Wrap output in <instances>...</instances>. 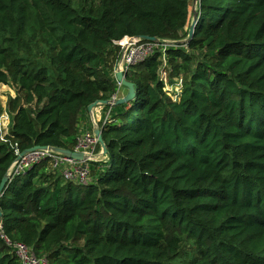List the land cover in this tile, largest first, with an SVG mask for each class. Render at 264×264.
Instances as JSON below:
<instances>
[{"label":"trees","instance_id":"16d2710c","mask_svg":"<svg viewBox=\"0 0 264 264\" xmlns=\"http://www.w3.org/2000/svg\"><path fill=\"white\" fill-rule=\"evenodd\" d=\"M144 37L169 46L126 73L136 97L101 124L88 183L47 161L10 175L0 264H21L2 235L49 264H264V0H0V85L25 93L0 186L16 149L75 150L119 92L107 55Z\"/></svg>","mask_w":264,"mask_h":264},{"label":"built area","instance_id":"2783aa9c","mask_svg":"<svg viewBox=\"0 0 264 264\" xmlns=\"http://www.w3.org/2000/svg\"><path fill=\"white\" fill-rule=\"evenodd\" d=\"M121 48L120 60L114 67V74L121 71L126 74L132 66L145 61L148 57L155 54L156 50L161 49L165 55V50L169 44L142 42V40H128L126 44L119 42L115 43ZM164 62L165 58H164ZM166 73H163V76ZM164 78V77H163ZM119 91L122 87L117 81ZM118 99V93L111 99ZM103 107V105H101ZM106 106H104L105 108ZM110 108V107H109ZM103 110V109H102ZM110 110L103 111L104 124L110 121ZM99 145L98 138L94 132H82L77 138V145L74 151L83 153L87 157L85 162H77L75 160L64 157L63 155L52 151H39L24 156L19 162L15 161L9 174L13 177L24 174L27 170L34 168L44 162H48L53 170H58L67 181L86 185L90 180L89 162L97 161L98 154L97 146ZM17 150V149H16ZM21 155L20 150L16 152V156ZM1 231V228H0ZM6 244L13 249L21 264H49L45 257H38L33 250L22 243H12L8 238L2 235Z\"/></svg>","mask_w":264,"mask_h":264},{"label":"water","instance_id":"95a60500","mask_svg":"<svg viewBox=\"0 0 264 264\" xmlns=\"http://www.w3.org/2000/svg\"><path fill=\"white\" fill-rule=\"evenodd\" d=\"M197 16L198 15H195V19L197 18ZM195 25H196V20L194 21L193 25H191L190 34H189V37H188L187 41L191 40V38L193 37ZM133 39H138V38H132V39L131 38H127V40H133ZM140 40H144V41L151 42V43H159V40L157 38H151V37H144V38H142ZM180 43H183V42H179L178 44H180ZM126 78H127L126 74H124L123 72L119 71V72L116 73V80L119 83H121V85L123 87L128 89V92L125 95V97L118 98L115 101H111V100H109V101H98V102L90 105L88 107V111L92 112L99 105H104L106 107L112 108V107H116V106H119V105H124V104L131 103L136 97L137 90H136L135 85L133 83L129 82ZM94 133H95L96 137L98 138V141H99V144L101 145L103 154H106L107 153V147H106L105 142H104V140L102 138V129L96 128ZM39 151L56 152V153H59V154L63 155L66 158L75 160L77 162H85V161H87V157L83 153L76 152V151H71V150H68V149L53 148V147H47V146L46 147L45 146H35V147H32V148H30L28 150H25L24 152L21 153V155L19 157H17L16 161L19 162L24 156H26L28 154L35 153V152H39ZM9 180H10V174H7L4 177V179H3L2 183H1V186H0V199L3 196L2 191L6 187V185H7ZM1 226H2V211L0 209V228H1Z\"/></svg>","mask_w":264,"mask_h":264},{"label":"rangeland","instance_id":"374dc122","mask_svg":"<svg viewBox=\"0 0 264 264\" xmlns=\"http://www.w3.org/2000/svg\"><path fill=\"white\" fill-rule=\"evenodd\" d=\"M196 9L197 8H195V10ZM195 20L196 19H195V15H194V18L191 21V25H193ZM124 41H125V39L122 40V43H124V44H126L128 42V41H125V42ZM184 41H186V40H184ZM116 47H118V46H116ZM116 50H117V48H114V50H113L114 54H110V55L108 54L106 57V60H107L106 65L109 68H112L120 60V56L119 55H118V57L116 56L117 55ZM115 52H116V55H115ZM163 77H164V84H165L164 90L167 91L169 93V96L174 99L175 96L178 93H180V85L183 84L182 79H178V80L176 79L175 80L176 82L174 84H171L170 80L168 79V74L164 75ZM121 90L123 92H126L125 94H127V92H128V89L123 87V86L121 87ZM119 92H118V94L121 93V92L120 93ZM24 96H25V93L19 92L13 86L0 85V142L9 143L14 148H17L18 145L15 144L14 140L12 141L11 139L8 138L10 135L11 125H12L11 123H12V119H13V114L10 113V105H11V102L13 100L17 99L18 97L23 99ZM99 106L101 109H103V111H105L104 105H103V107L101 105H99ZM102 122L100 123V126H101V124H104V119L102 120ZM82 127H83V123L81 121V124L79 126V131L82 129ZM89 133H91V131ZM17 151H18V149L16 150V152ZM98 161H100V162L108 161L106 154H103V151L99 152L98 157H97V162Z\"/></svg>","mask_w":264,"mask_h":264},{"label":"crops","instance_id":"0c3cea01","mask_svg":"<svg viewBox=\"0 0 264 264\" xmlns=\"http://www.w3.org/2000/svg\"><path fill=\"white\" fill-rule=\"evenodd\" d=\"M121 92V93H120ZM118 98L125 97V93L120 89ZM103 120V110L99 107L95 108L92 112L87 111L83 113L81 121L83 123L82 129L79 131L78 136L82 132H95L96 128H100V123ZM82 131V132H81Z\"/></svg>","mask_w":264,"mask_h":264},{"label":"bare ground","instance_id":"6f19581e","mask_svg":"<svg viewBox=\"0 0 264 264\" xmlns=\"http://www.w3.org/2000/svg\"><path fill=\"white\" fill-rule=\"evenodd\" d=\"M125 41H128V40L125 38ZM125 41H124V42H125Z\"/></svg>","mask_w":264,"mask_h":264}]
</instances>
